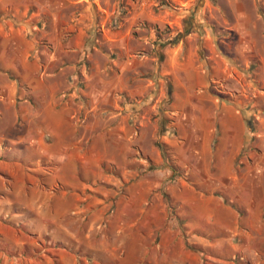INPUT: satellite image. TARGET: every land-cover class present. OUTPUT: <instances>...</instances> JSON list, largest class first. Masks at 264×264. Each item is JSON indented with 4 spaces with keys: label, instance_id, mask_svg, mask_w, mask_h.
Segmentation results:
<instances>
[{
    "label": "crops",
    "instance_id": "crops-1",
    "mask_svg": "<svg viewBox=\"0 0 264 264\" xmlns=\"http://www.w3.org/2000/svg\"><path fill=\"white\" fill-rule=\"evenodd\" d=\"M1 142L16 262L264 264V0H0ZM28 147L57 165L34 203Z\"/></svg>",
    "mask_w": 264,
    "mask_h": 264
},
{
    "label": "rangeland",
    "instance_id": "rangeland-1",
    "mask_svg": "<svg viewBox=\"0 0 264 264\" xmlns=\"http://www.w3.org/2000/svg\"><path fill=\"white\" fill-rule=\"evenodd\" d=\"M76 86H80V82L75 81ZM9 144L8 142H1L0 145L4 147L5 153L1 152V158L0 160H16L17 158L14 157H9L6 155L7 150H9ZM138 160H140L141 163H144L147 159L143 155L141 151L137 153L135 156ZM22 160L25 162V166L27 168V172H21V173H16V176L12 180V194L10 197L12 199H15L17 196V193H20L19 189H23V187L26 185L27 189H23V197L27 198L28 202H33L35 201L36 198H39L41 196L40 193V184L43 183L45 185V188L48 189V191H52L57 188V181L54 179L55 172V162H51V160L45 158V159H39L36 157V151L33 148L28 147L27 150L22 154ZM124 164L126 165L127 162L124 160ZM130 164V163H129ZM147 165L145 168L153 167V165L150 162L144 163ZM144 164L142 168L144 167ZM169 166H172V163L168 164ZM127 166H129L127 164ZM61 167V166H60ZM104 170L107 172V174L111 176H118L119 172L117 171V168L115 165H109V164H104ZM65 176H70L66 175ZM81 181H88V182H93L95 174L88 173L87 171L83 170L80 172L78 175ZM99 183V179H98ZM30 185L31 187H28ZM22 186V187H21ZM47 196L45 195V198ZM35 216L34 214L30 212H26L24 215V223L27 225L26 230H28L29 233H32L35 231V222H33ZM33 225V227H32ZM16 236V235H15ZM13 235V240H17L18 237H15ZM0 264H29V261H20L19 259L17 262L15 261V256H20L23 254L25 258H29L30 253H34L36 250V245H37V237H25L23 240L27 242V246L24 247V249L19 248L16 246L14 243L9 242L7 239H5L2 235H0ZM15 238V239H14ZM44 243V241H43ZM45 248L46 245H48L47 241L45 242ZM42 253V252H41ZM10 258L11 260H9Z\"/></svg>",
    "mask_w": 264,
    "mask_h": 264
},
{
    "label": "trees",
    "instance_id": "trees-1",
    "mask_svg": "<svg viewBox=\"0 0 264 264\" xmlns=\"http://www.w3.org/2000/svg\"><path fill=\"white\" fill-rule=\"evenodd\" d=\"M163 1H160V3L161 4H164V3H162ZM162 149H163V155H164V157H165V161H167L168 160V157H167V155H166V152H165V148H164V146H162ZM0 239H1V237H0ZM79 253H81V252H79Z\"/></svg>",
    "mask_w": 264,
    "mask_h": 264
}]
</instances>
